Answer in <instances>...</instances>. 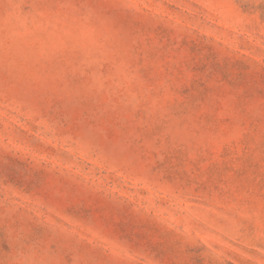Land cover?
Returning <instances> with one entry per match:
<instances>
[{
	"label": "rangeland",
	"instance_id": "rangeland-1",
	"mask_svg": "<svg viewBox=\"0 0 264 264\" xmlns=\"http://www.w3.org/2000/svg\"><path fill=\"white\" fill-rule=\"evenodd\" d=\"M0 264H264V0H0Z\"/></svg>",
	"mask_w": 264,
	"mask_h": 264
}]
</instances>
